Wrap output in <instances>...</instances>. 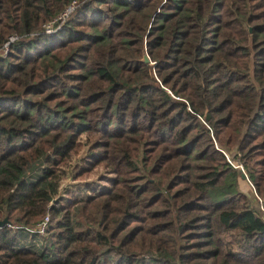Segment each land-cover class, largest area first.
Listing matches in <instances>:
<instances>
[{"label": "trees", "instance_id": "1", "mask_svg": "<svg viewBox=\"0 0 264 264\" xmlns=\"http://www.w3.org/2000/svg\"><path fill=\"white\" fill-rule=\"evenodd\" d=\"M72 1L0 0V264H264V0Z\"/></svg>", "mask_w": 264, "mask_h": 264}, {"label": "built area", "instance_id": "2", "mask_svg": "<svg viewBox=\"0 0 264 264\" xmlns=\"http://www.w3.org/2000/svg\"><path fill=\"white\" fill-rule=\"evenodd\" d=\"M87 1L88 0H73L58 17L45 25L43 34L52 37L60 32L65 26L66 22L72 17V15ZM16 41H18V37H11L9 41L4 45V56H7L10 46ZM49 221L50 219L48 216L34 232H41L43 234Z\"/></svg>", "mask_w": 264, "mask_h": 264}, {"label": "rangeland", "instance_id": "3", "mask_svg": "<svg viewBox=\"0 0 264 264\" xmlns=\"http://www.w3.org/2000/svg\"><path fill=\"white\" fill-rule=\"evenodd\" d=\"M137 0H133V2L135 3ZM103 170H99L94 172L89 178H88V182H98L100 183V178H101V174L103 173ZM105 176V175H104ZM80 182V181H78ZM70 183H75L73 180H70L69 177L67 178V180L63 181L62 183V188H66L67 185H69ZM107 185V183L102 182V186ZM240 188L243 192H250V186L248 185V183L245 181H241L240 182ZM62 189V193H64L65 191Z\"/></svg>", "mask_w": 264, "mask_h": 264}, {"label": "water", "instance_id": "4", "mask_svg": "<svg viewBox=\"0 0 264 264\" xmlns=\"http://www.w3.org/2000/svg\"><path fill=\"white\" fill-rule=\"evenodd\" d=\"M145 62H147V59H144ZM242 178L245 179L246 176L244 174H242ZM7 223V220H5L4 222L0 223V227L4 226Z\"/></svg>", "mask_w": 264, "mask_h": 264}]
</instances>
